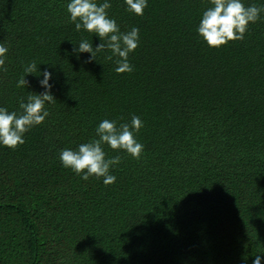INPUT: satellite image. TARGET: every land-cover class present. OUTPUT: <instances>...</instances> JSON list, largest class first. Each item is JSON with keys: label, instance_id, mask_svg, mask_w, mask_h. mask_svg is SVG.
Returning a JSON list of instances; mask_svg holds the SVG:
<instances>
[{"label": "trees", "instance_id": "16d2710c", "mask_svg": "<svg viewBox=\"0 0 264 264\" xmlns=\"http://www.w3.org/2000/svg\"><path fill=\"white\" fill-rule=\"evenodd\" d=\"M67 2L0 0V106L43 91L30 61L53 73L55 99L23 144L0 147V264H252L264 253V12L243 40L209 48L196 34L208 0H148L142 16L111 0L120 31L139 29L133 70L118 74L109 50L73 51L100 41L75 30ZM132 115L140 157L103 146L120 157L114 183L61 166L101 120Z\"/></svg>", "mask_w": 264, "mask_h": 264}, {"label": "clouds", "instance_id": "9594fccd", "mask_svg": "<svg viewBox=\"0 0 264 264\" xmlns=\"http://www.w3.org/2000/svg\"><path fill=\"white\" fill-rule=\"evenodd\" d=\"M209 6L202 12L196 27L198 38L209 48H219L233 40H243L250 23L261 19L264 3L260 6L249 4L243 0H208ZM148 0H123L125 12L142 16ZM111 0H68L66 11L68 20L74 24L76 31L95 34L99 43L93 47L88 40H80L74 45L75 53H88V60H93L97 53L109 50L108 59L116 65L114 71L130 73L133 68L129 63V53L133 52L139 42V29L132 26L130 31L121 32L115 19L108 15ZM8 49L0 45V66ZM24 74L38 72V84L43 89L40 93L30 94L22 98L19 111H9L0 106V147L15 149L24 143V134L33 126L41 124L48 116L45 102L54 99L51 94L53 73L44 68L40 70L35 61H30L23 68ZM25 76V75H24ZM42 77V78H41ZM19 85H25L24 78L18 80ZM143 126L139 116L132 115L128 123L117 126L115 120L103 119L96 125L95 136L87 142L80 143L75 149L64 148L59 151V161L62 167L70 169L82 180L90 176L102 178L105 185L115 182L116 177L110 174V167L119 163L120 157L105 158L104 145L113 150H123L126 154L138 159L143 151V145L136 139V133ZM264 253H258L252 259V264H262Z\"/></svg>", "mask_w": 264, "mask_h": 264}]
</instances>
